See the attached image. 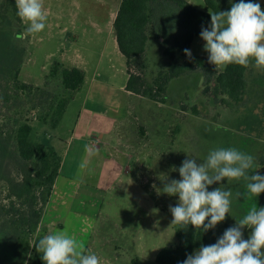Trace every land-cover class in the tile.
Returning <instances> with one entry per match:
<instances>
[{
    "label": "rangeland",
    "instance_id": "rangeland-1",
    "mask_svg": "<svg viewBox=\"0 0 264 264\" xmlns=\"http://www.w3.org/2000/svg\"><path fill=\"white\" fill-rule=\"evenodd\" d=\"M189 1L198 9L210 10L205 0ZM219 1L226 3L222 11H229L233 3L240 2ZM251 2L259 3L264 11V0ZM42 3L47 16L46 27L42 32L28 34V25L17 15L15 0H0V203L7 208L14 203L29 210L21 200L10 196L11 184L21 182L25 170H35L39 161L28 162L27 166L22 160L15 141L16 129L29 117L35 130L33 141L56 144L59 140L56 128L50 124L45 126L39 119L64 93L61 74L54 75L53 69L58 67L57 63L59 69L76 67L74 61L79 63L80 54H83L89 60V79L93 74L99 75L92 88L89 83L85 84L69 104L59 124L65 138L71 135L70 130L78 121L86 96L87 100L89 97L88 107L99 109L100 105L111 115L116 113L121 117L127 111L128 102L130 112L122 121L128 127L126 136L119 138L115 145L125 158L117 162L122 165L116 162L112 167L106 165L104 175H108L107 181L113 185L105 188L101 216L86 221L85 227L78 230L81 236L78 241L99 257L100 264H132L133 260L139 264H159L156 257L160 249L177 242L176 224H172L174 218L169 206L179 203L178 195L169 196L162 190L171 180L181 179L178 169L185 159L196 158L199 164L210 150L235 147L254 156L255 168L250 172L264 175V94H258L264 87V72L256 69L254 61L249 64L250 101L237 111L216 104L205 94L207 77L199 68L164 83L163 76L169 66L184 61L180 56L171 60L164 53V40H170L172 32L178 29V11L170 6L167 8L171 10L168 18H162L161 37L151 34L146 53L132 67L134 72L142 75L147 88L153 89L159 97L153 100L143 94L128 99L122 89L128 81L125 57L121 53L112 54L113 63H110L109 56H102L108 40L107 51H113L114 35L111 37L108 30L121 1L42 0ZM99 28L103 31L97 35ZM205 43L201 36L196 38L191 54L209 58ZM218 68L223 71L226 66ZM17 69L19 75L15 78ZM22 83L41 87L44 91L24 93L19 88ZM161 83H164V90L159 91ZM97 165L99 170L94 169L84 178L95 186L100 185L102 176L99 163L92 162L91 166ZM113 174L115 178L111 177ZM219 187L233 193L227 220L234 226L253 203L264 207V193L247 200L237 197V192L246 191L242 178L231 181L225 178L210 185L208 190ZM37 196L40 202L47 198L43 188L37 190ZM71 228L66 224L63 230L74 236ZM0 229H3L2 223ZM58 230L61 229L52 228L49 233ZM242 231L243 238L249 239L252 230L245 227ZM2 235L0 264H32L30 253L24 259L18 257L11 248L12 238L5 243ZM43 236L44 231L38 227L29 235L31 244Z\"/></svg>",
    "mask_w": 264,
    "mask_h": 264
},
{
    "label": "trees",
    "instance_id": "trees-1",
    "mask_svg": "<svg viewBox=\"0 0 264 264\" xmlns=\"http://www.w3.org/2000/svg\"><path fill=\"white\" fill-rule=\"evenodd\" d=\"M205 3L209 11L198 9L189 0H122L114 21V29L120 52L125 56L128 66L126 85L128 91L137 95H149L153 100L159 97L153 93V89L147 88L142 75L134 72L132 67L146 53L151 34L155 33L158 38L161 37L160 29L164 25L162 18H168V12L171 10L167 8L171 6L178 11L176 26L178 29L177 32H172L170 40H164L166 46L164 53L171 60H176L180 56L184 58V61L172 63L163 76V82L180 78L199 68L207 77L204 92L216 104L234 111L248 104L250 101L247 79L249 66L229 64L223 71H220L218 67L208 62V57L192 55L190 59L184 52L185 49L191 51L194 40L200 37L202 27L210 25V12L217 13L226 6L225 2L219 0H205ZM57 66V68L54 67L53 73L54 75L61 74L64 93L58 98L56 104L39 118L41 122L50 124L54 128L62 121L69 104L81 90L86 77L85 71L79 67L59 69V63ZM18 75L19 69L14 72L15 78H18ZM262 81L264 82V76ZM164 83L159 85V91L164 90ZM19 88L24 93L31 91L37 94L44 91L41 87L25 83L20 84ZM258 94H264V87ZM33 108L31 110H34ZM34 131V126L27 117L17 127L15 141L19 155L26 165L28 166V162L37 159L39 167L35 170L26 169L23 180L19 183L11 181L10 189V196L21 200L23 206H27L29 210H23L14 203L9 208L0 203V223L3 224L0 233L3 234L2 238L5 243L12 238L13 245L11 246L10 243L8 245L18 254V257L24 259L30 253L32 264H44L42 253L37 251L39 239L32 245L29 235L41 223L45 207L61 169L62 157L54 148L35 143L32 138ZM39 188H43L47 196L43 202H40L37 196ZM227 218L228 215L224 221L207 232L196 229L192 225L176 224L177 242L160 249L156 257L157 262L159 264H182L189 254H193L202 245L215 244L226 229L234 226ZM132 264L139 263L133 260Z\"/></svg>",
    "mask_w": 264,
    "mask_h": 264
},
{
    "label": "clouds",
    "instance_id": "clouds-1",
    "mask_svg": "<svg viewBox=\"0 0 264 264\" xmlns=\"http://www.w3.org/2000/svg\"><path fill=\"white\" fill-rule=\"evenodd\" d=\"M15 3L17 15L28 25V34L45 29L47 16L42 0H15ZM210 15V25L202 27L200 33L206 42L208 62L217 68L229 64L248 67L254 61L257 70H264V11L260 4L240 0L229 11L210 12ZM184 52L191 59V51ZM85 152L92 155V146L86 145ZM79 167L85 168L86 162ZM254 168V156L235 147L210 150L199 164L196 158L185 159L178 169L181 179L171 180L162 190L179 197L176 206H169L174 218L172 224L192 225L204 232L214 229L229 214L233 193L221 187L209 191V186L225 178L228 181L242 178L246 191L237 192V197L245 200L258 197L264 193V175L249 171ZM245 227L252 230L249 239L243 238ZM37 251L42 253L44 264H100L99 257L66 230L39 239ZM182 264H264V207L253 203L215 244L202 245Z\"/></svg>",
    "mask_w": 264,
    "mask_h": 264
},
{
    "label": "crops",
    "instance_id": "crops-1",
    "mask_svg": "<svg viewBox=\"0 0 264 264\" xmlns=\"http://www.w3.org/2000/svg\"><path fill=\"white\" fill-rule=\"evenodd\" d=\"M120 1L122 2V0ZM117 12L118 10L113 15L108 30L110 36L114 35L112 41L113 51L111 53H108L107 51L109 44L108 40V42H106L108 44H105L104 46L107 49L102 52L103 57L109 56L108 62L110 63H113L112 54L117 55L118 53H121L114 29V21ZM102 31L103 30L99 28L98 31H96V34H102ZM75 36L77 37L78 35L75 34ZM108 39H110V37ZM80 55L82 57L79 63H75L74 57H71L70 59L74 61L76 67L85 71L86 77L83 86L89 83L92 88L99 74H93L89 79V70L87 67L89 60L86 59L85 55ZM121 55L125 57L122 53ZM100 62L99 59L98 64H100ZM126 85L127 83L122 89L126 92L128 99H130L129 97L132 95L139 96L128 91ZM83 86L80 92L82 91ZM88 100L87 96L83 100L77 118L78 121L74 128L70 130L71 135L68 138H65L64 133L59 130L60 128L58 125L56 130L57 138L59 140H56L55 145H49V143L48 145H45L54 148L56 151L59 150L57 152L62 157V165L39 225V230L44 231V236L50 234L49 230L52 228H60L63 230L66 227V224H70L72 227L70 232L74 234V237L77 240H79L81 236L78 230H80V228L82 230V228L85 227L84 224L86 221L97 220L101 216V210L107 192V189L105 188H111L113 185L112 182L109 183L107 181L108 175H104V169L107 168L106 165L112 167L115 162H121V160H124L125 158L122 153L117 151L115 145L117 142L119 143V138L126 136L127 133L128 127L122 121L127 118L130 112L128 102L126 106L127 111H124L123 115L120 117L116 113L111 115L110 111L103 110L100 105L99 109L94 108L93 106L88 107ZM44 125L47 126L46 124ZM86 145L92 146V155L85 152ZM82 162H86V167L83 169L79 167ZM92 162L99 163L100 165L102 174L100 185L95 186L84 179L86 176H89L94 169L96 172L99 170L97 168L98 165L95 167L91 166ZM117 164L120 165L121 163ZM111 177L115 178L116 175L113 174ZM85 230L86 229H83V231ZM194 253L195 251L193 254Z\"/></svg>",
    "mask_w": 264,
    "mask_h": 264
}]
</instances>
